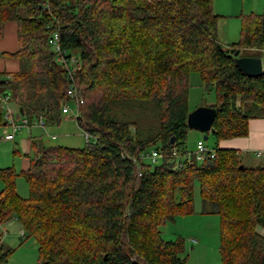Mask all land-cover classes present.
I'll return each mask as SVG.
<instances>
[{
    "label": "trees",
    "instance_id": "trees-1",
    "mask_svg": "<svg viewBox=\"0 0 264 264\" xmlns=\"http://www.w3.org/2000/svg\"><path fill=\"white\" fill-rule=\"evenodd\" d=\"M212 4L0 0V38L13 22L18 47L7 55L19 64L16 72L0 74V91L29 120L58 124L73 82L83 98L76 122L97 137L81 148L32 138L28 167L20 172L26 198L16 191L15 169L0 168V224L16 219L23 235L36 239V264H185L184 240H165L159 226L193 213L194 181L202 213L219 217L221 264H264V164L248 167L236 150L218 146L213 158L181 169L165 156L187 138L192 72L216 92L208 105L216 111V142L246 136L248 120L264 116V70L242 73L229 52L261 57L264 11L241 15L239 40L224 47ZM54 30L64 57L76 59L73 80L48 45ZM3 114L0 103V126ZM151 149L165 157L139 159ZM10 251L0 244V264Z\"/></svg>",
    "mask_w": 264,
    "mask_h": 264
},
{
    "label": "rangeland",
    "instance_id": "rangeland-1",
    "mask_svg": "<svg viewBox=\"0 0 264 264\" xmlns=\"http://www.w3.org/2000/svg\"><path fill=\"white\" fill-rule=\"evenodd\" d=\"M244 2L245 10L251 9L255 12L242 13L243 9L237 10L236 16L222 17L217 22L218 40L221 45L228 47L237 42L240 37V16L250 13H262L264 11V0H239ZM217 0H213V4ZM215 8V5H214ZM250 11V10H248ZM241 13V14H240ZM253 51L240 50V56H251ZM263 63H264V57ZM264 70V69H263ZM189 94L188 105L189 109L193 110L197 106H208L216 102L217 95L214 89L205 88L200 76L196 72L189 75ZM71 110L74 113L61 115V122L58 124H47V132L41 133L42 141L46 145H60L71 148H81L86 142L83 137V130L77 125L75 104L70 103ZM11 107V106H10ZM13 108V107H11ZM137 111V109H135ZM133 111V112H136ZM253 111V110H252ZM258 110H254L257 112ZM133 112L131 114H133ZM139 112V111H137ZM150 116V114H148ZM151 125L158 122L147 119ZM6 126V125H5ZM0 126V166L13 167L18 174L16 177V191L22 197L26 198L29 195L28 185L25 179L20 175L21 164L23 163V153H14L13 142L5 140L4 135L9 132V128ZM207 139L205 144L209 148H215L218 144L211 131L205 133ZM204 133L197 130H190L187 133V138L184 146L194 149L196 141L203 139ZM51 135H55L54 139ZM29 133L22 130L16 134V141L20 137L29 138ZM18 150L20 146H17ZM16 146L14 149H17ZM159 163V162H158ZM201 164V163H199ZM1 168V167H0ZM2 182L0 181V189ZM202 202L199 193V184L194 181L193 184V213L186 215H176L173 219L167 220L159 226L162 238L165 240H175L181 237L184 240V252L181 254L185 258V264H221L219 246V217L214 214H201ZM20 223L16 220L0 224V244L4 249H10V254L6 259V264H36L38 258V244L33 236L21 235ZM261 235L264 236V228L259 229Z\"/></svg>",
    "mask_w": 264,
    "mask_h": 264
},
{
    "label": "crops",
    "instance_id": "crops-1",
    "mask_svg": "<svg viewBox=\"0 0 264 264\" xmlns=\"http://www.w3.org/2000/svg\"><path fill=\"white\" fill-rule=\"evenodd\" d=\"M212 8L214 13L218 14L220 18L233 17V15L236 16V14H238L237 10L241 9H243L242 13L251 11L255 12L253 11L255 10L253 9L254 6L250 7L251 9L245 10L244 2H240L239 0H217V3L212 4ZM17 47L18 44L16 39V25L13 22H8L5 24L3 36L0 38V74H11L18 70L19 64L17 59L9 57L7 55V52H13L17 49ZM263 57L264 51H262L261 53V58ZM262 66L264 69L263 59ZM9 105L13 107L12 109H17V107L10 100ZM3 126H5V124H3ZM43 131L47 132V125L45 126V128L32 126L30 130L26 131L30 135L28 139L20 137L19 141H16L15 135L14 139L11 140V142H13L14 148L15 146L16 148L17 146H20L21 150H18V148H13V150H15L14 153H23V155L29 153L30 140L32 138H41L40 135ZM217 144L218 148L236 150L240 157V161L248 167H255L259 164H264V116L251 117L248 120V134L246 136L222 139L218 141ZM257 153H259V155ZM24 158L25 159L21 164L22 171L28 167L29 163L28 159L25 156ZM0 167L5 168V166ZM200 213L205 214L202 213V208L200 209Z\"/></svg>",
    "mask_w": 264,
    "mask_h": 264
},
{
    "label": "built area",
    "instance_id": "built-area-1",
    "mask_svg": "<svg viewBox=\"0 0 264 264\" xmlns=\"http://www.w3.org/2000/svg\"><path fill=\"white\" fill-rule=\"evenodd\" d=\"M48 45L52 52L55 54V59L62 65V67L66 70L69 79H72V71L71 65L75 63L76 59L74 56H71L69 59L65 58L64 55L66 51L61 48L59 44V34L57 30H54L49 38ZM67 96L68 100L75 104V114L76 118L79 116L78 105L82 103L83 98L80 91L76 88L73 82L67 88ZM0 103L1 107L4 110V120L5 125L9 128V132L4 135L5 140H13L14 136L22 131V130H30L32 126H39L41 128H45V121L42 117H37L32 120H29L23 114H19L18 109H12L9 105V98L7 95L3 94L0 91ZM70 113H74L71 110V106L68 102H65L61 106V114L68 115ZM83 137L86 143H95L97 137L90 134L87 131H83ZM54 138V135L50 136ZM259 155V153H257ZM215 155V151L213 148H209L205 144V140L198 139L196 141L194 149H190L186 146L182 147H172L167 153L166 159L169 163L173 165L176 169H181L185 166L192 165L193 163H202L207 158H213ZM163 153L157 149H151L149 151H144L140 154V160H149L151 163H155L157 159L161 157H165ZM132 161L137 164L138 159L132 158ZM138 174L140 175V164H137ZM21 235H23V231H21Z\"/></svg>",
    "mask_w": 264,
    "mask_h": 264
},
{
    "label": "water",
    "instance_id": "water-1",
    "mask_svg": "<svg viewBox=\"0 0 264 264\" xmlns=\"http://www.w3.org/2000/svg\"><path fill=\"white\" fill-rule=\"evenodd\" d=\"M229 52L233 54L234 61L237 68L248 76H257L263 72L262 58L257 56H239L240 49H229ZM3 80H0V83ZM212 89V87H210ZM20 114H23L21 108H19ZM216 115V111L210 106H197L193 110H190L187 114L186 124L188 129L197 130L201 133L211 131L212 124ZM5 124V122H3ZM207 139V135L203 136V140ZM170 143H174V138L171 137ZM243 166L240 165L239 168Z\"/></svg>",
    "mask_w": 264,
    "mask_h": 264
}]
</instances>
